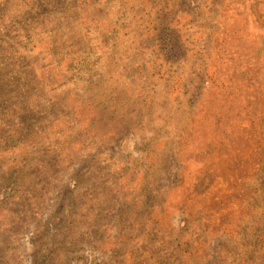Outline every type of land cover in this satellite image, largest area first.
Masks as SVG:
<instances>
[{"label":"rangeland","instance_id":"obj_1","mask_svg":"<svg viewBox=\"0 0 264 264\" xmlns=\"http://www.w3.org/2000/svg\"><path fill=\"white\" fill-rule=\"evenodd\" d=\"M0 264H264V0H0Z\"/></svg>","mask_w":264,"mask_h":264}]
</instances>
